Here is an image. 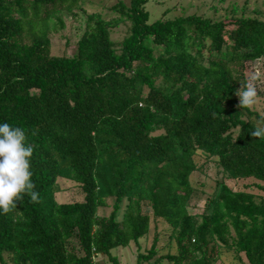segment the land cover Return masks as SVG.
<instances>
[{
  "label": "trees",
  "instance_id": "obj_1",
  "mask_svg": "<svg viewBox=\"0 0 264 264\" xmlns=\"http://www.w3.org/2000/svg\"><path fill=\"white\" fill-rule=\"evenodd\" d=\"M149 2L120 0L108 20L90 0H0V122L24 129L38 194L0 215V264H119L113 251L134 245L137 264H264V196L250 191H264V138L250 134L264 115L236 96L264 59V11L246 0L150 22ZM210 163L254 183L218 181L193 214L192 176ZM60 180L83 198L58 202Z\"/></svg>",
  "mask_w": 264,
  "mask_h": 264
},
{
  "label": "rangeland",
  "instance_id": "obj_2",
  "mask_svg": "<svg viewBox=\"0 0 264 264\" xmlns=\"http://www.w3.org/2000/svg\"><path fill=\"white\" fill-rule=\"evenodd\" d=\"M120 0H90L93 4H88L86 6L87 10L90 13H101L108 20L117 18L118 15L115 12H111L110 8L117 4ZM126 4L130 0H123ZM246 0H226L224 3L221 0H151L147 5V10L150 13V22L157 19H174L177 16L186 13L187 15H204L212 19H219L222 15L224 16L225 9L228 8L232 3H237L238 6H243ZM250 10L255 9V6H259L264 11V0H249ZM211 7H215L218 10L217 14H214L213 11H210ZM184 11V12H183ZM166 15H164V13ZM124 26L114 30L115 32L112 35V39L115 41H120L125 36ZM74 27L71 30L67 31L69 33L71 47L72 49L77 42L78 36L75 35ZM54 45L60 46L64 43V40L61 41L58 38L54 39ZM71 51V50H70ZM60 52V51H59ZM57 49L54 50V54L59 53ZM247 76L249 78V84L254 86L257 90V102L251 107L254 111L264 115V59L258 60L249 65L247 70ZM223 180L231 189L234 191L246 190L248 186L254 183L253 179L234 181L230 179H224L223 175L219 172L218 167L214 163H210L204 168V171L201 173H195L192 176V184L196 188V193L193 199L191 200L190 208L193 214L200 215L204 212L205 204L209 197H212L213 194L217 191V182ZM60 186L62 191L56 194V199L60 203L77 201L81 200L83 196L80 194L79 189L74 186L73 183L60 180ZM255 194L263 195L264 191L257 188H251ZM111 208L101 209L99 214L103 216H108L111 213ZM152 228L154 224L152 223ZM159 231H163L164 227L159 226ZM152 237L142 243L143 248H150L152 245ZM165 239L159 244V248L164 246ZM137 246L126 249H116L113 251L114 256L118 257L119 264H137ZM244 263L240 261H234L230 259V262L227 264H245L246 259L243 256ZM97 264H114L109 260L108 257L98 256L96 258ZM219 264V263H218ZM222 264V263H220Z\"/></svg>",
  "mask_w": 264,
  "mask_h": 264
},
{
  "label": "clouds",
  "instance_id": "obj_3",
  "mask_svg": "<svg viewBox=\"0 0 264 264\" xmlns=\"http://www.w3.org/2000/svg\"><path fill=\"white\" fill-rule=\"evenodd\" d=\"M236 96L240 108H251L257 102V90L251 84H243ZM250 134L264 138V126L254 127ZM32 154L33 147L26 142L24 129L0 122V215L16 211L17 201L21 202L25 195L31 202H38L31 179Z\"/></svg>",
  "mask_w": 264,
  "mask_h": 264
}]
</instances>
